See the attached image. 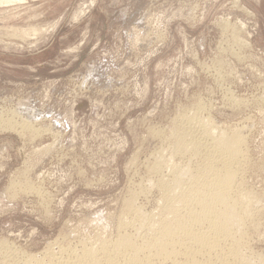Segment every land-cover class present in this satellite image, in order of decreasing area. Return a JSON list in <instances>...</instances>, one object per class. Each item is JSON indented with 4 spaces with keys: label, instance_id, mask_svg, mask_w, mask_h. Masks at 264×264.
<instances>
[{
    "label": "rangeland",
    "instance_id": "obj_1",
    "mask_svg": "<svg viewBox=\"0 0 264 264\" xmlns=\"http://www.w3.org/2000/svg\"><path fill=\"white\" fill-rule=\"evenodd\" d=\"M0 116V264L141 232L128 200L158 216L160 178L201 170L170 152L199 117L242 130L245 250L264 264V0L0 5Z\"/></svg>",
    "mask_w": 264,
    "mask_h": 264
},
{
    "label": "bare ground",
    "instance_id": "obj_2",
    "mask_svg": "<svg viewBox=\"0 0 264 264\" xmlns=\"http://www.w3.org/2000/svg\"><path fill=\"white\" fill-rule=\"evenodd\" d=\"M24 1L26 0H0V5ZM36 31V28H32L30 32L24 30L21 32L24 35H35ZM2 119L1 125L15 128L14 124L9 121L4 122ZM197 119L172 130L170 152L173 155L181 153L195 157L201 155V170L196 169L197 171L193 172L194 170L190 171L192 170L190 166H176L170 169L169 179L160 178L158 183L156 182L159 185L157 187L161 189L164 202L159 210L160 215L157 213L158 216L149 215L148 218H142L139 210L133 207L130 200L128 204L125 203L133 211L135 221L138 220L142 228L141 232H137L138 229L134 233L119 232L114 241L101 239V244L98 242L100 245L97 243L98 245L87 248L82 246L80 252L71 253L72 255L69 256H63L61 253L63 249H60L61 252H57L58 254L51 251L50 257L47 255L49 257L47 261L27 255L20 263L17 262L19 264H250L249 261L254 262L255 256L247 253L248 248L245 250L244 241L246 236L244 227L247 219L251 220V216L254 215H252L254 204L250 203L248 199L251 198H247L248 195L241 193L238 188V178L245 160L242 130L238 128L231 131L221 130L218 124L211 120L212 118ZM23 125L27 124L24 122ZM155 164L153 170L159 171L160 162ZM212 257L213 260L218 259V263L210 261Z\"/></svg>",
    "mask_w": 264,
    "mask_h": 264
}]
</instances>
